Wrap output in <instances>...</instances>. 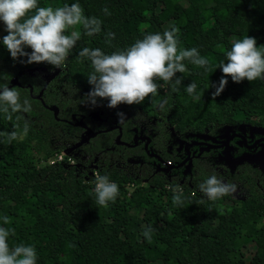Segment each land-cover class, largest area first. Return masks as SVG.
Listing matches in <instances>:
<instances>
[{
  "label": "trees",
  "instance_id": "obj_1",
  "mask_svg": "<svg viewBox=\"0 0 264 264\" xmlns=\"http://www.w3.org/2000/svg\"><path fill=\"white\" fill-rule=\"evenodd\" d=\"M73 3H79L87 17L101 20V31L88 36L82 25L70 28L68 34L80 31L81 38L50 81L29 73L45 63L13 60L0 42V85L16 87L22 108L28 106L25 100L31 106L29 112H12L0 102V132L18 133L10 143L0 136V226L14 229L10 247L34 246L37 264H149L159 252L165 254L162 264H264V246L245 259V250L264 240V171L245 160L261 150L253 154L230 147L228 164L222 160L225 154H220L218 166L228 170L230 179H247L243 200L228 196L209 200L199 185L215 174V165L201 160H194L197 175L192 186L188 178L180 184L176 171L170 179L153 175L144 184L148 176L136 177L137 164L127 162L140 153L114 145L117 131L78 146L90 155L81 162L86 167L94 154L109 148L101 154L108 165L100 166L98 173L118 184L119 195L106 207L96 203L95 176L68 163L71 156L49 163L81 141L86 129L77 126L80 121L93 132L118 126L122 140L129 144L132 137L145 136L170 164L181 159L175 151L179 139L191 140L190 135L205 131L214 135L226 128H264V79L234 83L228 77L224 92L212 97L216 90L212 84L218 85L223 76L218 66L226 62L233 41L249 35L257 38L258 46L264 45V0H38L39 7ZM186 5L192 18L185 13ZM173 27L179 29L178 48H197L209 60L207 70L186 60V71L174 77L181 78L175 91L171 83L157 81L164 86L137 105L110 108L107 100L96 98L93 105L86 99L93 88L87 77L94 69L88 58L79 57L83 48L111 54L143 39L148 28L163 33ZM109 32L115 34L110 43ZM6 34L3 30L0 37ZM47 68L55 69L50 64ZM14 78L19 86L12 84ZM192 82L197 88L190 95L186 89ZM51 108L58 110L56 118ZM91 113L104 121L93 122ZM118 113L124 114L122 124ZM233 151L239 154L236 158ZM118 156L120 167L114 163ZM175 196L183 203H174ZM5 216L10 223L4 224ZM148 229L153 230L151 241L144 235Z\"/></svg>",
  "mask_w": 264,
  "mask_h": 264
},
{
  "label": "clouds",
  "instance_id": "obj_2",
  "mask_svg": "<svg viewBox=\"0 0 264 264\" xmlns=\"http://www.w3.org/2000/svg\"><path fill=\"white\" fill-rule=\"evenodd\" d=\"M108 13V9H104ZM110 14V13H108ZM0 22L7 33L0 37V42L8 50L13 60L26 64L47 63L59 68L69 56L70 51L81 38L80 31L68 30L77 25H82L84 34L93 36L101 31L102 21L96 17H87L79 3L65 4L62 7H39L38 0H0ZM179 29L173 27L163 33L144 35L143 39L136 40L125 50L106 54L100 48L85 47L79 52V57H86L91 61L94 69L87 77L88 83L93 86L86 94V99L96 104V98L109 101L108 107L115 108L120 104L137 105L143 103L146 97L155 96L158 89L164 84H172L175 91L176 85L181 83V78H176V73H184L189 61L206 70L209 60L200 55L197 48H178ZM109 43L115 38L112 32L107 33ZM31 49V51H26ZM25 57V60H21ZM218 68L222 69L223 76L218 85L212 84L216 90L212 97L216 98L224 92L228 85V77L234 83L244 80L249 82L264 79V45L257 44V38L245 36L234 40L232 47L226 52V62H221ZM174 82V83H173ZM197 85L192 82L187 86L191 95ZM0 102L10 106L12 112H29L31 106L27 100V107H23L20 94L16 87L7 84L0 85ZM8 111L7 108L4 109ZM124 123L123 113H118ZM11 119V115L8 117ZM25 134L27 124H25ZM17 131L0 132L10 143L17 138ZM96 203L106 207L108 202H115L119 195V186L110 181L107 175L95 173ZM200 191L209 199L215 201L237 191V185L232 182L225 183L217 175H210L199 185ZM174 203H183L180 196L174 197ZM203 203V200H201ZM4 224L10 223L7 216L3 217ZM152 229L144 232L145 237L151 241ZM14 229L0 226V264H37V252L34 246L18 244L9 245V237Z\"/></svg>",
  "mask_w": 264,
  "mask_h": 264
},
{
  "label": "flooded vegetation",
  "instance_id": "obj_3",
  "mask_svg": "<svg viewBox=\"0 0 264 264\" xmlns=\"http://www.w3.org/2000/svg\"><path fill=\"white\" fill-rule=\"evenodd\" d=\"M30 71L32 72L30 74L34 75L35 73H37L41 75L43 81L48 82L60 70L58 68H55L53 71L48 70L50 74L52 73V76L49 79L45 78L44 74L40 71V68L38 67H35ZM90 117L93 122H96L98 124L104 121L101 119L99 114H98V119L93 118L91 115ZM84 127L92 131L85 124ZM80 128L85 130V128L82 127ZM259 128L260 127H251V126H247L246 129L226 128L222 132L216 133L214 135H211L208 133V131H205L203 134L200 135L197 134L190 135L192 138L191 140H188V138L179 139L177 141L178 144L176 145L175 151L181 156V159L178 162H175L174 164H170L169 162L164 161V159L158 154V152L154 151L152 147H150V140L148 139L149 140L148 142L145 136L136 135L135 137H132V144H129L126 141L122 140V130H120L121 128L119 129L118 126H112L105 130L111 129V131L109 132L117 131V135L113 138L114 145L129 149H136V152L140 153V155H135L136 159H128L127 162L132 164H137L136 166L138 167V170H137V175H135L136 177H140L142 175L148 176V178L143 179L144 184L147 183L149 177H153V175L155 176L165 175L168 177V179H170L171 172L176 171L179 172L181 176L180 184L185 183L186 178H188L187 184L189 186H192V182L195 180L197 175L196 168L194 165V160H201V163L202 162L206 163L207 161L210 162L211 164H214L215 175H217L218 178H221L225 183L232 182L236 184L237 188L239 187V190H242L243 192V196L238 200H243L244 196L246 195V189L244 187L245 184L247 185L248 181L245 178H242L241 182L239 180L233 181L232 179H230V177L228 176V170L225 169L224 167L222 168L218 166L219 162H221L222 160H224L225 164L226 162L228 164L230 158L224 155L225 158L223 157L222 159V156L220 154L224 153L226 147L234 148L235 146L239 148L242 147L245 150L252 152L253 154L256 153L257 151L262 150L264 148V134L256 130ZM105 130H100V131H105ZM133 131L136 132V130ZM102 133H108V132H102ZM81 138L82 137H80V139ZM94 138H90L88 142L82 144L86 145L90 142L91 139ZM134 138H136V142H134ZM140 138H144V139H140ZM225 142H227L226 143L227 146H223ZM78 146L80 145L72 146L66 149V151H68V155L71 156L74 160L73 164L71 165L83 167L88 171V175L90 177L91 176L94 177L95 173L99 172L98 168L100 166L103 167L108 165L104 163L105 157L102 158L101 154L106 153L107 150H109V148L103 149L101 152L94 154L93 159L89 161V164L86 167L81 162H85L89 160L90 155H87L85 151L80 150V147ZM168 152L170 153V148L168 149ZM229 152L231 154L232 150H230ZM237 155L239 154H236V152L233 151L232 157L236 158ZM137 156L141 157L142 159H137L138 158ZM114 163L116 164V166L119 167L122 166L120 156H118V158L114 160ZM147 170L149 171L148 174H147ZM85 178H88V176H86ZM228 197L231 198L230 196Z\"/></svg>",
  "mask_w": 264,
  "mask_h": 264
},
{
  "label": "rangeland",
  "instance_id": "obj_4",
  "mask_svg": "<svg viewBox=\"0 0 264 264\" xmlns=\"http://www.w3.org/2000/svg\"><path fill=\"white\" fill-rule=\"evenodd\" d=\"M185 13H186L188 18H192L193 12H192V9L188 5L185 6ZM2 32H3V24H2V22H0V36H1ZM147 33L152 34V33H154V30L152 28H148ZM40 71L44 74L46 79H49L52 76V73L50 74L48 71L46 63L43 65V67L40 68ZM29 73H32V72L29 71ZM119 136H120V134H119ZM49 144H52V143H49ZM51 147H54V145H52ZM60 154L62 156H64V154L67 155L68 151L64 150ZM239 181L241 182V179H239ZM228 196H230L233 200H238L243 196V192H242V190H239V187H238L237 191L235 193L229 194ZM263 246H264V240H261L259 243H257L255 247L250 245L245 250V259L247 260L251 257V255L254 253L256 247H263ZM164 258H165V254L159 252L157 254V256L149 259V264H162L164 261Z\"/></svg>",
  "mask_w": 264,
  "mask_h": 264
},
{
  "label": "water",
  "instance_id": "obj_5",
  "mask_svg": "<svg viewBox=\"0 0 264 264\" xmlns=\"http://www.w3.org/2000/svg\"><path fill=\"white\" fill-rule=\"evenodd\" d=\"M12 84L19 86V83H18V81H17L16 78L13 79V83ZM30 92H32V91H30ZM41 94H42V92H40L39 95L36 98L37 99H41ZM51 110L54 112V117L56 118L57 117L58 110L56 108H51ZM91 116L93 118H95V119H98V114H96V113H92ZM77 126H80L82 128H85L82 121L78 122L77 123ZM85 129H86V134L82 137L81 141L77 145H81L82 143L88 142L90 138H94V137H96L98 134H100L102 132H109V131H111V129H109V130L99 131V132L93 133L89 129H87V128H85ZM256 130L258 132L264 134V128H262V129L259 128V129H256ZM140 139H144V138H140ZM147 141L149 142L148 139H147ZM134 142H136V138H134ZM226 143L227 142H225L223 144V146H227ZM230 150H231L230 147H228V148L226 147L225 150H224V154L228 158H230V152H229ZM245 160L248 161V162H250L251 164L258 165L262 169V171H264V148L260 152H258L257 154H255V155L247 156L245 158Z\"/></svg>",
  "mask_w": 264,
  "mask_h": 264
},
{
  "label": "built area",
  "instance_id": "obj_6",
  "mask_svg": "<svg viewBox=\"0 0 264 264\" xmlns=\"http://www.w3.org/2000/svg\"><path fill=\"white\" fill-rule=\"evenodd\" d=\"M65 156H67V155L64 154V156H62L61 154H56V155L54 156L53 159L49 160V163H50V164H53V163H55V162H61V161L64 159ZM67 161H68V163H70V164H73V162H74V161H73V158H71V157H68ZM94 176H95V175H94Z\"/></svg>",
  "mask_w": 264,
  "mask_h": 264
}]
</instances>
